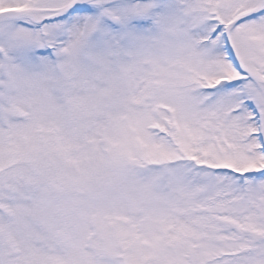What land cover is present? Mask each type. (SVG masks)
<instances>
[{"label":"snow or ice","instance_id":"1","mask_svg":"<svg viewBox=\"0 0 264 264\" xmlns=\"http://www.w3.org/2000/svg\"><path fill=\"white\" fill-rule=\"evenodd\" d=\"M0 264H264V0H0Z\"/></svg>","mask_w":264,"mask_h":264}]
</instances>
